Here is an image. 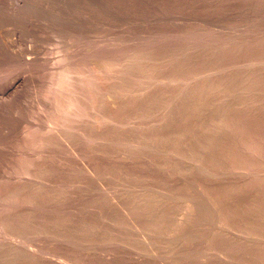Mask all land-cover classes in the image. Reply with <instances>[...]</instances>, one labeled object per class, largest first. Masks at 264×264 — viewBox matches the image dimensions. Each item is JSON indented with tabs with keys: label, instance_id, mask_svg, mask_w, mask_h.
Instances as JSON below:
<instances>
[{
	"label": "rangeland",
	"instance_id": "1",
	"mask_svg": "<svg viewBox=\"0 0 264 264\" xmlns=\"http://www.w3.org/2000/svg\"><path fill=\"white\" fill-rule=\"evenodd\" d=\"M0 264H264V0H0Z\"/></svg>",
	"mask_w": 264,
	"mask_h": 264
}]
</instances>
